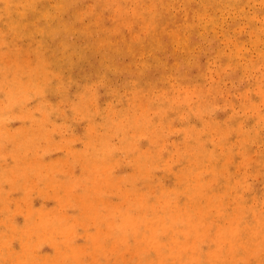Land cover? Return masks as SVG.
Returning <instances> with one entry per match:
<instances>
[{"label": "bare ground", "instance_id": "6f19581e", "mask_svg": "<svg viewBox=\"0 0 264 264\" xmlns=\"http://www.w3.org/2000/svg\"><path fill=\"white\" fill-rule=\"evenodd\" d=\"M47 1L32 0V6L27 7L28 1L7 4L0 0V9L14 27V37L22 38L27 45H41L47 37L61 43L47 55L50 59H42L34 66L31 76L42 77L50 85L52 78L45 75L47 70L53 68L59 73L71 66L78 72L81 88H86L92 87L91 82L96 83L95 87L107 85L112 82L110 73L126 72L130 80L121 83L125 94L113 90V95L122 105L127 100L129 106L145 98L153 115L133 117L122 127L119 120L107 118L112 108L104 110L94 104L87 97L88 90L78 92L81 94L73 105L85 110L87 119L82 137L86 153L81 155L85 157L81 174L84 183L76 193L78 197L69 195L54 202L58 211L67 202L74 213L70 217L55 214L44 220L42 214L50 210L46 202L57 194L42 189L37 193V211L32 210L22 226L31 242L25 245L26 239L9 226L11 213L3 212L0 225L7 228L8 234H0V264H114L112 259L78 263L81 245L88 250L102 246L119 260L130 256V261L125 259L123 264H264V111L260 105L264 103V0H134L133 13L141 22L133 36L119 41V50L128 58L126 64L113 58V43L99 49L97 41L91 47L94 51L87 52L69 42V28L78 19L62 21L63 17L52 13ZM56 1L61 2L56 3L57 10L73 9V4L65 0ZM126 1L104 0L121 24L129 21L127 12L120 7ZM103 13L97 15L100 20ZM28 14L31 17L27 19ZM98 29L100 37H106L102 24ZM12 45L25 51L18 44ZM72 53L81 59H74ZM96 55H100L98 62ZM86 67L93 70L90 77ZM225 79L232 86H227ZM62 82L69 84L63 79ZM0 84L9 86V93L17 101L23 95L36 98L43 92L40 87L20 85L9 72L0 77ZM190 89L197 90L202 99L188 107ZM105 94L107 100L112 91ZM6 98L10 112L0 106V127L8 117L15 118L20 112V105L12 102L5 86L0 85V100ZM215 98L231 107L220 121L206 119L207 113L215 110ZM238 102L243 103L240 108ZM104 113L108 114L103 117L105 122L98 125L102 129L96 141L90 134L91 120ZM184 113L185 120L197 119L201 126L189 130L182 123L176 129L173 121H184ZM117 128L119 147L108 141ZM138 128L143 133L129 154L130 140L125 131ZM174 134L176 139L170 141L177 146L179 158L169 162L164 158L171 157V151L165 148L161 155L158 149ZM43 135L39 133L37 140ZM195 140L202 143L197 152L191 148ZM128 154L132 155L131 161L122 160ZM235 159L248 171L233 169ZM117 169L123 173L119 178L108 173ZM127 172L130 174H124ZM249 176L255 183L247 182ZM42 182L51 183L47 178ZM57 188L52 191L57 193ZM96 188L102 194L101 204L105 198L119 199L126 205L127 216L139 212L140 226L128 227L131 223L116 215L115 220L107 221L108 214L115 212L112 209L97 219V227L108 222L110 225L99 244V228H90L85 219Z\"/></svg>", "mask_w": 264, "mask_h": 264}, {"label": "rangeland", "instance_id": "374dc122", "mask_svg": "<svg viewBox=\"0 0 264 264\" xmlns=\"http://www.w3.org/2000/svg\"><path fill=\"white\" fill-rule=\"evenodd\" d=\"M13 1L14 0H6V3L9 4ZM26 1H28L25 4L27 7L32 6V0H24V2ZM65 1L69 4H73V9L69 12L65 10L60 11L55 8L56 3L60 1L48 0L47 2L52 8V13H56V15L63 17L61 19L62 21L66 22L68 18L78 19V21H75V26L69 28V42L84 48L87 52L94 51L91 47L96 44L97 41H100L99 49L107 47L106 45L110 46V44L113 43V58L126 64L128 58L124 57L119 50L122 47L119 41L121 38L126 40L133 36L134 30L137 29L136 26L141 22V18L135 16L133 13L132 6L134 0H128L120 5V7L128 14L126 17H129V21L124 24L119 23L120 18L116 16V13L113 12L110 7H106L108 3L104 2V0ZM147 6H149L148 3ZM100 12H104L102 20L97 16ZM29 17H31L30 14L26 15L27 19ZM99 17H101V15H99ZM53 18L55 19L54 16ZM101 24L107 31V35L103 39L100 37L98 31ZM78 25H80V27H78ZM13 30L14 27L6 19L4 10L1 8L0 67L3 71H1L0 77L9 72L20 85L25 83L32 88L40 87L43 88V92L36 98L29 97V95H23V99L17 101L14 99V95L9 93V86L0 84L1 87L5 86L12 102L20 105V112H18L17 117H8L4 127H0V206H2V208L0 207V217L4 216L3 212L11 213L10 222H8L11 225L9 226L14 227L16 233L26 239L25 245H29L31 244L29 241L30 236H26L27 229L22 228V226L25 224L24 221L29 213H31L32 210L37 211L36 208H38L40 200L37 193L46 188L50 194H57L56 197L52 196V198L47 200L46 208H49L50 210L46 212L47 214H42L44 220L53 218L55 214L70 217L74 213V211L69 208L70 204L65 202L66 204L58 211L54 209V202L58 199H65V197L69 195L78 197V194L76 193L81 190L80 187L84 183L81 174L84 170L83 162L85 157H82L81 155L86 153V147L82 141V137L87 119L86 111L75 108L78 106L73 105V103L78 101L81 94L78 92L82 89L88 90L87 97L90 98L94 104H97L104 110L112 108L113 112L107 118L114 119L115 121L119 120V124H122V127H124L129 119L133 117H140L142 115V117L152 116L153 111L149 104V100L145 98L138 99L133 102V105L129 106L127 100L125 104L122 105L119 101V97L113 95V90L121 95L125 94V90H123L125 88L121 83L125 79L130 80L127 77L126 72L110 73L109 79L112 80V82L107 85L99 84V87H95L96 83L91 82L90 85L92 87L86 88H81L82 81L76 75L78 72L76 68H72L71 66L62 69L59 73L54 71L53 68L47 70L45 75L52 78L50 85H47L42 77L31 76L34 66L42 59H50L51 56L47 55L51 53L53 47L56 48L60 46L61 43L57 44L56 42H53L50 37H47L43 40V44H41L43 45L42 47L37 43L27 45V42L23 41L22 38H16L13 36ZM118 34L121 35L118 36ZM14 43L18 44L19 47H24L25 51L20 52V50L12 45ZM39 46L40 49L38 50L37 47ZM15 52H17V54ZM68 52H70L69 49ZM71 55L74 59H81L79 54L72 53ZM99 56L100 55H96L95 62L99 61ZM60 57H63L61 53ZM47 64L50 65L49 61ZM85 71L89 73L88 77L93 73L91 67H86ZM62 79L65 82L68 81L69 84L62 82ZM58 82H62L61 85L58 86ZM225 83L227 86H232V83L227 79H225ZM233 85L236 87L238 86V83ZM57 87H59V89L55 91ZM111 91L112 94H108L109 96L106 98L107 100H105V92ZM21 92L22 91L19 90V93ZM24 99L25 101L22 102ZM187 99L186 105L189 107L195 106L196 103L200 102L202 97H200L197 90L190 89L187 92ZM215 100V110L207 113L206 119L220 121L222 120L223 113L229 112L231 107L230 104L222 103L220 98H215ZM8 102L9 100L7 98L0 100V106L3 107V110L7 113L10 112V110H8V108H10L7 104ZM239 104L243 103L238 102L240 108ZM263 104L264 103L262 102L260 103L261 108L264 111ZM124 105L126 106L124 107ZM182 111H185V107L182 108ZM107 114L108 113L102 115L96 114L91 120L93 128L90 134L96 139V141L98 140L100 130L102 129V127L101 129H98V125L101 126L102 123L105 122L103 117ZM185 116L186 113L183 114L182 120L184 121L182 122L181 119L173 121L176 129L179 128L182 123H184L189 130L201 126V122L197 119L185 120ZM24 128H27L25 133L23 132ZM117 132L118 128L115 129V133L111 134L108 141H110L112 145L119 147L121 142ZM125 132L128 134V139L130 140V145H128L127 151L129 150L128 153L131 154L134 145L138 144L140 141L139 139L141 137L140 135L143 133V129L138 128L131 132ZM39 133H44V138L40 137L39 140H37ZM31 137H34L35 139H32ZM176 137L177 134L169 136L165 142L161 143V146L158 149V152L161 155L165 148L168 151H171L170 155L172 156L164 158L166 161L170 162L172 159L177 160L179 158L176 151L177 146L172 144ZM47 139L51 141H48ZM53 139L58 140L57 143L52 142ZM201 146L202 143L198 140H195L191 144V148L195 150V152L200 151ZM129 154L128 156H124L122 160L126 162L131 161L130 157L132 155ZM231 167L239 172L244 171L242 165L238 164L237 159L233 160ZM111 171L112 170L107 172L113 174L111 175L112 177L116 176L119 178L123 174L122 172L120 173V169H117L116 172ZM161 171L162 170H160V172ZM245 171L247 172L248 169ZM124 174L127 175L130 174V172ZM46 178L50 179V184L42 182V180ZM247 182L255 183V179L253 176H249ZM56 186H58L56 190L57 193L52 191L54 187L56 189ZM91 195L92 201L89 204L90 210H86L85 212V214H88V217L86 216L85 219L86 222L91 225L90 228L97 227V219L100 218L101 214H107L108 211H111L112 209H114L115 212L108 214L107 221L114 219V215H116L118 218L125 220V223H131L128 227L130 225L139 227L140 223H142L139 212L130 216L126 215V205L119 199L109 201L105 198V203L101 204L102 194L99 188L94 189ZM116 201H119V204L116 205ZM112 205L115 206L112 208ZM99 210L103 212H100ZM81 213L83 214V212ZM77 214L80 215L79 213ZM108 223L102 227H97L100 230L98 232L99 244L109 232L110 225ZM0 234L7 235V228H2V225H0ZM114 256L115 254H111L110 256L102 246L97 245L94 249L88 250V247L81 245L76 260L78 263H87L91 259H97L99 261L103 260L105 262H109L112 259L111 263L114 264H123L125 259L127 262L130 261V256H127L122 260L116 259ZM68 262L69 264H76L72 261Z\"/></svg>", "mask_w": 264, "mask_h": 264}]
</instances>
